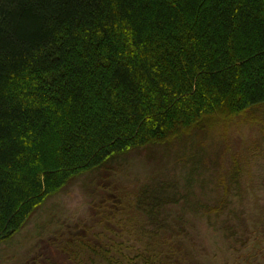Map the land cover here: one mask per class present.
Instances as JSON below:
<instances>
[{
    "label": "trees",
    "instance_id": "trees-1",
    "mask_svg": "<svg viewBox=\"0 0 264 264\" xmlns=\"http://www.w3.org/2000/svg\"><path fill=\"white\" fill-rule=\"evenodd\" d=\"M261 104L264 0H0V243L78 177ZM128 201L153 225L137 248L143 264L172 258L182 233L158 221L169 199L145 191ZM227 204L224 195L204 212L218 219ZM257 214L251 231L226 237L247 245L238 264L261 250Z\"/></svg>",
    "mask_w": 264,
    "mask_h": 264
},
{
    "label": "rangeland",
    "instance_id": "rangeland-1",
    "mask_svg": "<svg viewBox=\"0 0 264 264\" xmlns=\"http://www.w3.org/2000/svg\"><path fill=\"white\" fill-rule=\"evenodd\" d=\"M145 191L169 199L159 208L158 221L182 233L173 241L172 258H153L149 264H238L247 245L238 243V236L226 237L243 228L251 231L253 218L264 209V104L244 119L195 130L170 145L133 150L107 170L78 177L47 198L13 238L0 243V264H79L69 251L78 252L82 264H106L113 257L115 264H143L137 248L148 241L143 228L153 225L126 207L127 200ZM224 195L223 213L208 219L205 205ZM260 235L254 264H264V232ZM83 240L110 246L111 252L90 257L81 248ZM181 245L182 256L176 249Z\"/></svg>",
    "mask_w": 264,
    "mask_h": 264
}]
</instances>
